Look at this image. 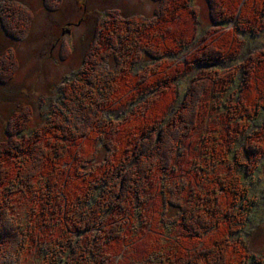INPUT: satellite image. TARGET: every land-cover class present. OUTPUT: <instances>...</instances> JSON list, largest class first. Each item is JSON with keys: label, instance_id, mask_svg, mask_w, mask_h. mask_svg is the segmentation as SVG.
<instances>
[{"label": "trees", "instance_id": "1", "mask_svg": "<svg viewBox=\"0 0 264 264\" xmlns=\"http://www.w3.org/2000/svg\"><path fill=\"white\" fill-rule=\"evenodd\" d=\"M156 1L151 18L106 17L100 38L112 34L109 79H89L95 67L84 60L74 88L79 95H67L70 125L77 113L90 118L85 130L48 137L45 152L36 146L24 155L10 146L6 126L0 264H247L246 247L234 234L249 211L242 180L264 157V50L241 59L238 33L264 30V0H206L209 9L220 2L212 8L220 19L210 15L216 28L192 53L191 0ZM9 17L0 14L1 24ZM13 18L26 32L30 11L16 9ZM229 23L233 28L220 30ZM186 50L182 64L177 57ZM7 54L15 66L14 53ZM127 54L134 56L121 66ZM144 57L153 68L132 74ZM208 63L216 65L195 72ZM187 73L203 77L178 102L177 81ZM124 100L120 113H108ZM30 135L37 136L35 129Z\"/></svg>", "mask_w": 264, "mask_h": 264}, {"label": "rangeland", "instance_id": "2", "mask_svg": "<svg viewBox=\"0 0 264 264\" xmlns=\"http://www.w3.org/2000/svg\"><path fill=\"white\" fill-rule=\"evenodd\" d=\"M218 3L220 2L211 1L209 9L206 0H191L197 15L195 37L188 45L190 53L200 46V41L207 32L216 28L210 15L214 19H220L215 15L217 11L214 13L212 10ZM226 4L228 6L227 2ZM0 6L7 8L5 13L0 11V14L10 15L9 18L2 20V24L0 22V55L6 53L0 58L3 68V71H0V142L11 135L14 139L10 146L17 145L24 151L21 153L27 155L26 150L36 146L37 151L45 152L46 142L51 144V138L56 139L61 134L69 132L80 133L86 129L90 118L82 119L77 113L75 125H70L67 119L66 102L69 99L67 95L68 92L72 97L75 94L79 95L78 90L74 92V88L79 82V72L84 67V60L87 62L86 65L95 67V72L88 77L89 79L96 80L100 75H105L109 79L108 75L112 72L115 60L109 55L110 58L106 62L105 55L109 52L108 38L112 34H101L107 37V40L100 38V29L104 26L106 17L116 13L127 19L133 17L147 19L153 16L158 4L156 0H0ZM23 8H27L32 16L26 32H21L22 29L25 30L24 22L16 25L13 18L16 9ZM227 10L229 11V8ZM240 13L239 11L237 18ZM227 26L228 28L221 26L219 28L229 30L233 28L234 23ZM238 39L242 41L241 55L250 56L252 52L249 53L248 50L253 52L264 50V30L262 32L240 30ZM8 50L14 53L15 66L8 62ZM186 52L188 53L186 50L177 57L182 64L185 63ZM133 56L134 54H127L119 59L121 66H125ZM144 58L140 60L141 65L133 67L132 74L148 65V70L153 68L146 60L147 57ZM237 60L239 58L233 59L230 64L235 65ZM209 67L215 66L211 63L200 65L195 72ZM194 73L184 74L177 81L178 102H181L186 91L199 88L197 82L203 76ZM135 92L137 90L133 89V93ZM127 102V100L116 102L108 113L117 115L124 108L122 104ZM81 103L83 104L82 100ZM76 105L81 106L77 99ZM74 110L77 112V107ZM259 120L260 123L264 122V109H261ZM6 126L10 135L6 133ZM98 128L99 126L96 127ZM33 129L37 136L30 140L28 137L31 136L30 131ZM106 140L118 142L112 137H106L104 141ZM32 153L35 155L34 151ZM104 153L105 151L101 150L97 154V161L103 159ZM161 153H165L163 147ZM256 164L258 168L255 166L249 168L250 171L242 180V187L247 194L245 203L249 211L245 214L246 222L234 234L239 235V239L246 247L249 254L247 264H264V157L260 161L257 160ZM5 165L9 163L5 162ZM3 172L0 171V176ZM235 206L237 207V204ZM230 215L234 222V212L230 211ZM117 259L118 257L115 261Z\"/></svg>", "mask_w": 264, "mask_h": 264}, {"label": "flooded vegetation", "instance_id": "3", "mask_svg": "<svg viewBox=\"0 0 264 264\" xmlns=\"http://www.w3.org/2000/svg\"><path fill=\"white\" fill-rule=\"evenodd\" d=\"M255 48H256V47H255ZM254 50H255V49H254ZM251 52L253 53V51H251ZM244 57H246V56H243V57H242V55L240 56L241 59H243Z\"/></svg>", "mask_w": 264, "mask_h": 264}, {"label": "water", "instance_id": "4", "mask_svg": "<svg viewBox=\"0 0 264 264\" xmlns=\"http://www.w3.org/2000/svg\"><path fill=\"white\" fill-rule=\"evenodd\" d=\"M249 51V53H251V50H248ZM244 55L242 54V57H243ZM216 64H213V66H215Z\"/></svg>", "mask_w": 264, "mask_h": 264}]
</instances>
